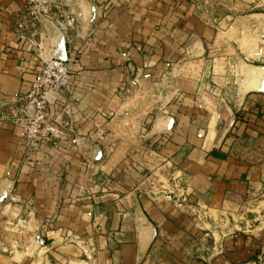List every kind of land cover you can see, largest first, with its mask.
Returning a JSON list of instances; mask_svg holds the SVG:
<instances>
[{"label":"crops","instance_id":"obj_1","mask_svg":"<svg viewBox=\"0 0 264 264\" xmlns=\"http://www.w3.org/2000/svg\"><path fill=\"white\" fill-rule=\"evenodd\" d=\"M64 3L73 89L48 100L77 143L32 148L0 123V264H264V15ZM25 6L0 0V104L53 55L51 22L39 51L20 40ZM155 170L185 196L145 193Z\"/></svg>","mask_w":264,"mask_h":264},{"label":"built area","instance_id":"obj_2","mask_svg":"<svg viewBox=\"0 0 264 264\" xmlns=\"http://www.w3.org/2000/svg\"><path fill=\"white\" fill-rule=\"evenodd\" d=\"M49 22L58 27L65 38L77 27V18L66 9L64 0H26L18 33L20 40L39 51L43 28ZM72 89L69 58L66 62L52 57L44 59L34 73L29 90L15 102L0 104V123H14L29 147L46 142L75 144L77 140L70 136L68 127L58 123L48 100L50 92L70 93ZM100 133L103 134V130Z\"/></svg>","mask_w":264,"mask_h":264},{"label":"rangeland","instance_id":"obj_3","mask_svg":"<svg viewBox=\"0 0 264 264\" xmlns=\"http://www.w3.org/2000/svg\"><path fill=\"white\" fill-rule=\"evenodd\" d=\"M157 1L161 2L165 6L164 9L166 7L169 9V7L173 6L174 3L175 14L180 13L179 11H182L184 8L185 12H191V14L195 17H198L199 19L209 23H214L216 21L235 17L241 14L264 13V0H156V2ZM70 136L72 137L71 133ZM63 143H70V141H66ZM140 143H142V145L139 144V142L135 145V147L138 149L135 152V157L145 158V155L140 152V149L142 148V146L145 147V144L149 142L147 141L145 143V140H141ZM178 182V177H174L169 171L165 170H155L151 172L148 171L143 175V178L140 181L143 186L144 192L147 194H150L152 196L160 195L168 198L173 197L177 199L180 197V199H182L185 194H183L182 192L183 190L181 185L180 187L178 186ZM249 209L253 210L252 207H250ZM245 211V217L249 219L251 216V211L248 212L247 209H245ZM254 214L258 213L254 212ZM241 225L246 226V222H241Z\"/></svg>","mask_w":264,"mask_h":264},{"label":"water","instance_id":"obj_4","mask_svg":"<svg viewBox=\"0 0 264 264\" xmlns=\"http://www.w3.org/2000/svg\"><path fill=\"white\" fill-rule=\"evenodd\" d=\"M261 15H264V13H259ZM56 34L52 42V58H56L59 60H62L66 62L68 60V49H67V43L65 36L63 33L59 30L58 27H55ZM174 123V118L169 117L167 121L166 129H171ZM102 157V152L99 147H96L94 150L93 160L99 161Z\"/></svg>","mask_w":264,"mask_h":264}]
</instances>
